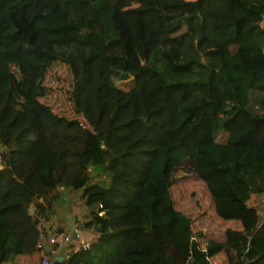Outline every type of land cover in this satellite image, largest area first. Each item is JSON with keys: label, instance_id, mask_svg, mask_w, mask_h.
<instances>
[{"label": "trees", "instance_id": "trees-1", "mask_svg": "<svg viewBox=\"0 0 264 264\" xmlns=\"http://www.w3.org/2000/svg\"><path fill=\"white\" fill-rule=\"evenodd\" d=\"M64 51L92 129L38 101ZM67 143L93 236L54 264H264V0H0V163L30 161L4 192L0 263L38 235L22 236L8 211L35 197L29 179L58 186ZM181 177L240 228L201 247L173 205Z\"/></svg>", "mask_w": 264, "mask_h": 264}, {"label": "rangeland", "instance_id": "rangeland-1", "mask_svg": "<svg viewBox=\"0 0 264 264\" xmlns=\"http://www.w3.org/2000/svg\"><path fill=\"white\" fill-rule=\"evenodd\" d=\"M127 2L132 0H126ZM60 50L58 49V52ZM73 60L69 53L64 51L57 59L53 60L44 71L42 80L43 95L38 101L47 105L54 114L68 120L76 119L83 128L92 129L94 118L88 119L75 102L72 92L77 79L73 68ZM117 86L127 90L131 86V78L117 81ZM57 145V144H56ZM70 155L67 157L69 164L66 166L58 186L49 189L40 186L35 180L29 179L27 185L34 192L33 198L25 195H17V201L21 204L17 208L9 209L8 217L14 228L21 235H34L33 238L25 237L22 241V251L11 253L0 264H41V257L36 248L37 244L52 249V255L70 252L77 249L83 241H90L93 236L92 227H84L88 221V207L83 204L80 197V189H73L68 184L69 180L79 173L76 159L79 146L67 143ZM73 151V152H72ZM30 161L26 154L16 155L14 164L4 166L0 163V206L10 198L8 189L12 183L20 182L26 174ZM13 176V179L10 177ZM171 196L174 207L191 219V228L198 244L203 247L208 238L222 240L226 228H240L235 219H223L218 217L213 208L211 197L202 181L195 177H181L171 186ZM35 203L39 207H35ZM22 210H19L21 209ZM24 210V211H23ZM259 213H264V207L258 206ZM23 211V212H22ZM22 212V213H21ZM38 220L37 228L32 225L31 219ZM76 230L78 238H68L70 231ZM58 231H62L57 233ZM63 233V234H62ZM36 234V233H35ZM50 235L55 237V243L49 245L47 239Z\"/></svg>", "mask_w": 264, "mask_h": 264}, {"label": "built area", "instance_id": "built-area-1", "mask_svg": "<svg viewBox=\"0 0 264 264\" xmlns=\"http://www.w3.org/2000/svg\"><path fill=\"white\" fill-rule=\"evenodd\" d=\"M75 229L73 230L72 234L73 235H77L75 233ZM78 236V235H77ZM68 238H70L69 236H67ZM47 242L49 245H52L55 243V237L53 235H50L47 239ZM88 245L87 241H83L81 243L82 247H86ZM36 248L39 251V255L41 257V264H47V261L49 259V257L52 255V249L49 247H43L42 244H37Z\"/></svg>", "mask_w": 264, "mask_h": 264}, {"label": "water", "instance_id": "water-1", "mask_svg": "<svg viewBox=\"0 0 264 264\" xmlns=\"http://www.w3.org/2000/svg\"><path fill=\"white\" fill-rule=\"evenodd\" d=\"M72 232L73 231H70L69 233V237H72ZM74 238H77V235H74ZM65 253H59L57 255H51L47 261V264H54L56 261H61L64 257H65Z\"/></svg>", "mask_w": 264, "mask_h": 264}, {"label": "crops", "instance_id": "crops-1", "mask_svg": "<svg viewBox=\"0 0 264 264\" xmlns=\"http://www.w3.org/2000/svg\"><path fill=\"white\" fill-rule=\"evenodd\" d=\"M72 236H74V235H72ZM77 238H78V236H77Z\"/></svg>", "mask_w": 264, "mask_h": 264}, {"label": "clouds", "instance_id": "clouds-1", "mask_svg": "<svg viewBox=\"0 0 264 264\" xmlns=\"http://www.w3.org/2000/svg\"><path fill=\"white\" fill-rule=\"evenodd\" d=\"M73 231V230H72Z\"/></svg>", "mask_w": 264, "mask_h": 264}]
</instances>
